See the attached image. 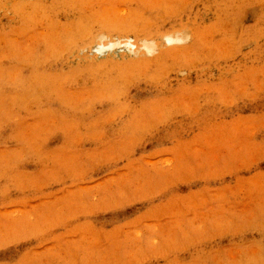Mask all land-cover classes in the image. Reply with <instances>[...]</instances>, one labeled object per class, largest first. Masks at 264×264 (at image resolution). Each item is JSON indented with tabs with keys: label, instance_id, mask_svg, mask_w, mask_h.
<instances>
[{
	"label": "rangeland",
	"instance_id": "rangeland-1",
	"mask_svg": "<svg viewBox=\"0 0 264 264\" xmlns=\"http://www.w3.org/2000/svg\"><path fill=\"white\" fill-rule=\"evenodd\" d=\"M0 264H264V0H0Z\"/></svg>",
	"mask_w": 264,
	"mask_h": 264
}]
</instances>
